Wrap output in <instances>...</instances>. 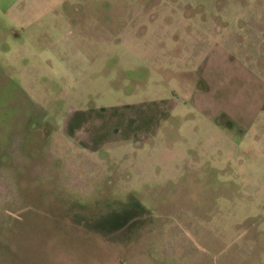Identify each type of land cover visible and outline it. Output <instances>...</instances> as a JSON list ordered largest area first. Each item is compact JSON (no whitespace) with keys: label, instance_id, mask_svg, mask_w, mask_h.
<instances>
[{"label":"rangeland","instance_id":"rangeland-1","mask_svg":"<svg viewBox=\"0 0 264 264\" xmlns=\"http://www.w3.org/2000/svg\"><path fill=\"white\" fill-rule=\"evenodd\" d=\"M21 1L0 15V264H264L254 0Z\"/></svg>","mask_w":264,"mask_h":264},{"label":"crops","instance_id":"crops-1","mask_svg":"<svg viewBox=\"0 0 264 264\" xmlns=\"http://www.w3.org/2000/svg\"><path fill=\"white\" fill-rule=\"evenodd\" d=\"M21 2H22L21 0H0V15L6 16L8 13H11V14L13 13L15 16L16 15L15 11L18 10V6L20 5ZM247 9L253 10V17H252V19H250L248 21H242V24H239V27H240L239 29L245 30L246 28L249 27L252 30V32L255 34L254 41L256 42V48H258V49L260 48L261 51L264 52V21L262 20L263 13H264V3L262 1H259V0H254L253 3L247 4ZM260 106L264 110V98H263ZM75 112H79V111L74 110L72 112V115L65 117V119L70 123L69 127L71 128L72 131H76V128H77V127H71V126H73V123L75 122V120H74L75 114H76ZM82 121H84V117H83V115H80L79 124ZM78 128L81 129V132L83 131L82 127H78ZM112 133L114 134L113 137L116 138L115 141H118V142L121 141L122 142L125 140V141L130 142L132 138H136V136H140L144 132L142 131V133L140 135H138V134H134L133 130H130V131H128L127 134L121 135V132H118V130L116 128H114L112 130ZM93 137L95 138L96 135ZM87 138H88V136H87ZM87 138L85 140L90 141ZM89 139H91V138H89ZM92 145L93 146L91 148L92 149L94 148L95 150L100 147V144L97 141Z\"/></svg>","mask_w":264,"mask_h":264}]
</instances>
